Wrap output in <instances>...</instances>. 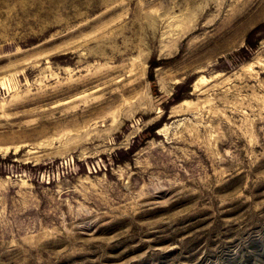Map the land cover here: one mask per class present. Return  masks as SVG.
<instances>
[{
    "label": "rangeland",
    "instance_id": "rangeland-1",
    "mask_svg": "<svg viewBox=\"0 0 264 264\" xmlns=\"http://www.w3.org/2000/svg\"><path fill=\"white\" fill-rule=\"evenodd\" d=\"M0 264H264V0H0Z\"/></svg>",
    "mask_w": 264,
    "mask_h": 264
},
{
    "label": "trees",
    "instance_id": "trees-1",
    "mask_svg": "<svg viewBox=\"0 0 264 264\" xmlns=\"http://www.w3.org/2000/svg\"><path fill=\"white\" fill-rule=\"evenodd\" d=\"M149 66L151 67V68H154L155 66H157V61H152L150 64H149ZM149 77H150V80L151 81H154V78H153V74L152 73H150V75H149ZM182 98V96L179 94H177V93H174L173 94V101H175V102H177V101H179L180 99ZM159 124V123H158ZM158 124H156V125H154V126H152V127H157L158 126ZM151 127V128H152ZM153 128V129H154Z\"/></svg>",
    "mask_w": 264,
    "mask_h": 264
}]
</instances>
